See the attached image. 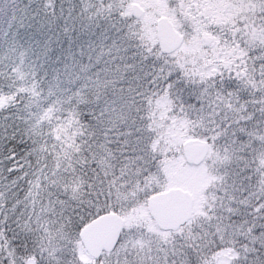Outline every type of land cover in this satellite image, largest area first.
Wrapping results in <instances>:
<instances>
[{"label": "trees", "instance_id": "trees-1", "mask_svg": "<svg viewBox=\"0 0 264 264\" xmlns=\"http://www.w3.org/2000/svg\"><path fill=\"white\" fill-rule=\"evenodd\" d=\"M225 2L226 40L246 63L238 74L262 81L261 92L240 98L261 113H218L195 137L228 154L214 173L227 180L219 213L235 208L252 231L255 214L264 219V139L251 137L264 130V0ZM119 3L0 0V264H208L222 248L194 219L144 249L80 254L82 228L119 212L111 200L130 197L160 167L145 125L152 101L182 92L192 106L199 90L146 48L138 19ZM226 32L214 31L224 40ZM131 163L143 172L129 184L122 172Z\"/></svg>", "mask_w": 264, "mask_h": 264}, {"label": "rangeland", "instance_id": "rangeland-1", "mask_svg": "<svg viewBox=\"0 0 264 264\" xmlns=\"http://www.w3.org/2000/svg\"><path fill=\"white\" fill-rule=\"evenodd\" d=\"M247 3L252 2L244 1V5ZM238 4L242 5L243 1ZM136 5L143 10L139 17L135 15ZM227 5L230 3L226 4L225 0H120L119 6L123 10V15L138 19L142 26L146 48L151 49L152 54H156L163 65L180 68L182 76H185L188 82L198 84L199 90L192 88L197 90L192 106L186 101L190 97L181 96L182 92L176 94L177 98L168 95L152 101L148 114L146 113L145 125L150 131L152 153L160 156V170L158 168L156 174H151L148 180L140 183L138 189L133 190L129 195L130 197L122 196L123 198L111 200L108 204H118L117 214L126 220V229L117 247L118 252L121 248L144 249L153 243L152 236L167 237L169 233L162 232L154 221L148 199L155 194L180 187L189 191L194 197V219L203 223V227L212 239L219 237L222 243V248L209 259L208 264H264V254L262 258L252 256L260 248H264L263 217H259V213L255 214L251 219L254 226L250 231L241 220L238 221L242 216L239 211L235 212V208H230L232 216L219 213L221 210L219 206L225 194L222 193V188L227 186V180L221 181L220 177L223 175L214 176V173L217 172L216 168L220 171L221 163L227 162L228 154L211 149L202 164L192 165L186 162L182 150L186 141L196 139V133L208 129L207 126L213 124V119L218 113H261L256 111L257 108L250 107L252 104L240 98L261 92L262 81L250 78L246 72L244 76L238 74L237 68L243 67L246 63L243 61L244 54L232 52V48L236 45H230V40H226L228 30L224 28L230 21L226 11ZM163 17L170 20L177 31L184 36L179 50L169 55L161 54L157 39L156 24ZM214 31H227L226 41L222 36H215ZM205 37L211 39L209 44L205 43ZM209 77L213 78V82L220 80L219 84L221 86L226 84L229 89L214 87L215 85L209 84L211 83ZM205 80L209 85L204 87L202 83ZM104 89H106L105 85ZM258 135L264 139V130L260 128L257 135L253 133L251 137L258 139ZM259 154V158L263 159L264 150ZM127 170L122 172L123 181H129L130 184L132 179L140 178L143 167L136 169L131 163ZM228 177L226 175L225 178ZM245 198L244 195L242 199ZM260 202L264 210V197ZM258 209L259 207L257 211ZM96 213L97 210L93 215H97ZM212 215L215 218H212ZM228 225L230 227H227ZM209 226L213 229H208ZM81 249L83 251L80 250V254L83 258L91 259L82 245Z\"/></svg>", "mask_w": 264, "mask_h": 264}, {"label": "water", "instance_id": "water-1", "mask_svg": "<svg viewBox=\"0 0 264 264\" xmlns=\"http://www.w3.org/2000/svg\"><path fill=\"white\" fill-rule=\"evenodd\" d=\"M135 15L139 17L143 10L134 6ZM157 39L160 50L168 55L177 51L183 44L184 36L176 30L174 24L163 17L157 21ZM210 38L205 37L206 44ZM210 151L208 141L191 139L184 143L183 153L189 164H201ZM194 197L182 188H172L158 193L148 199L149 209L160 230L178 231L185 226L194 213ZM126 220L116 213H107L96 218L80 232L81 242L93 259H99L104 253H110L117 247L125 228Z\"/></svg>", "mask_w": 264, "mask_h": 264}]
</instances>
